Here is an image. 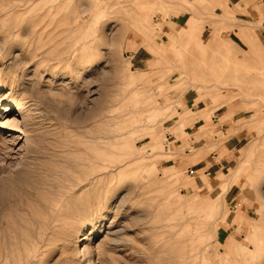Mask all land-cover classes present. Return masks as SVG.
<instances>
[{
	"label": "rangeland",
	"instance_id": "rangeland-1",
	"mask_svg": "<svg viewBox=\"0 0 264 264\" xmlns=\"http://www.w3.org/2000/svg\"><path fill=\"white\" fill-rule=\"evenodd\" d=\"M243 1L256 11L236 25L230 0H0V123L24 129L0 131V264H264V0ZM185 12L204 24L164 42ZM149 43L164 67L148 75L130 52ZM174 87L254 113L241 158L205 186L163 171L178 149L165 150L160 97ZM39 195L69 215L29 220Z\"/></svg>",
	"mask_w": 264,
	"mask_h": 264
},
{
	"label": "crops",
	"instance_id": "crops-1",
	"mask_svg": "<svg viewBox=\"0 0 264 264\" xmlns=\"http://www.w3.org/2000/svg\"><path fill=\"white\" fill-rule=\"evenodd\" d=\"M194 2L205 5L209 0ZM229 7L236 8L234 12L236 25L242 21H253L247 18L248 15L252 18V10L256 11L251 3L230 0ZM216 9L223 12L219 6ZM188 21L193 26L204 24L201 17L192 13L185 12L180 16H174L163 25L166 37L163 41H169ZM238 31L239 27L236 26L229 35L231 39L229 42L242 51V39L238 36ZM210 38L203 40L201 37V40L210 46L208 44ZM161 54L155 44L140 45L130 52L132 66L148 75L157 73L164 67L160 59ZM168 85L170 84H163L164 87ZM160 99L163 100L162 103L165 102L164 107H167L162 118L166 138L165 150L178 149L173 157L167 159L163 171L172 175L175 172L187 174L192 180L190 184H186L187 187L205 186L217 176L227 175V170L233 169L241 158L242 150L253 138L256 130L253 111L244 109V103L237 97L231 99L215 97L207 90L201 92L195 88L182 91L180 87H174L168 89ZM230 223L233 222L223 223L227 233L230 230Z\"/></svg>",
	"mask_w": 264,
	"mask_h": 264
},
{
	"label": "bare ground",
	"instance_id": "bare-ground-1",
	"mask_svg": "<svg viewBox=\"0 0 264 264\" xmlns=\"http://www.w3.org/2000/svg\"><path fill=\"white\" fill-rule=\"evenodd\" d=\"M10 108H11V106H10ZM11 111H17L18 115H24L25 116L24 120L29 119L28 115L26 113L27 110L24 108V106H13ZM21 123L22 122L19 123L18 121H16V122L11 121V122H7L4 124L0 123V131H2V132H4V131L20 132V130L23 129V124H21ZM21 132H23V131H21ZM24 133H25V131H24ZM3 138L4 137L2 135H0V141L3 142V140H4ZM16 138H21L23 140V137H21L20 135L17 136ZM24 143L22 146H26L27 139L24 140ZM35 202L29 201L27 204L31 208V217H29L28 219L29 220L31 219L32 221H35L36 223H40L44 227H46V225H48L50 222L54 223V224L60 223L64 220V218L66 216L69 215L68 206H66L62 202H58L52 198H49L48 196L39 195L37 198V201H35ZM26 218H27V216H26ZM84 231H86V230H81V233L77 236V242L79 243V250H81V251L86 250V245H85L86 233L82 234ZM0 240H1V235H0ZM77 242H75V243H77ZM0 252H1V241H0Z\"/></svg>",
	"mask_w": 264,
	"mask_h": 264
}]
</instances>
